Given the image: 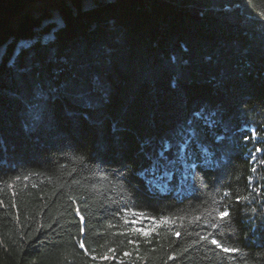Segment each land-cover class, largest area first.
<instances>
[{
    "label": "trees",
    "instance_id": "16d2710c",
    "mask_svg": "<svg viewBox=\"0 0 264 264\" xmlns=\"http://www.w3.org/2000/svg\"><path fill=\"white\" fill-rule=\"evenodd\" d=\"M0 264H264V0H0Z\"/></svg>",
    "mask_w": 264,
    "mask_h": 264
},
{
    "label": "snow or ice",
    "instance_id": "6c2138e0",
    "mask_svg": "<svg viewBox=\"0 0 264 264\" xmlns=\"http://www.w3.org/2000/svg\"><path fill=\"white\" fill-rule=\"evenodd\" d=\"M229 216V213L227 211H223V212H220L219 213V217L221 220L225 219L226 217ZM132 223H136V221H132ZM135 231H138V232H143L145 235H148V232H146L144 229L140 228V229H135ZM177 235H179V233H177ZM206 239V238H205ZM212 244H214L216 247L218 248H222V245L219 243V241L213 239L211 241ZM223 251L225 252H236L238 251V249H234V248H222Z\"/></svg>",
    "mask_w": 264,
    "mask_h": 264
}]
</instances>
